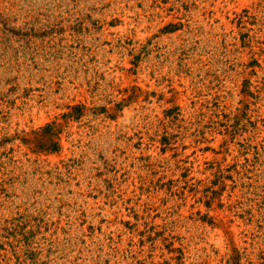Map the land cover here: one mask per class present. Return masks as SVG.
<instances>
[{
	"label": "rangeland",
	"instance_id": "1",
	"mask_svg": "<svg viewBox=\"0 0 264 264\" xmlns=\"http://www.w3.org/2000/svg\"><path fill=\"white\" fill-rule=\"evenodd\" d=\"M0 264H264V0H0Z\"/></svg>",
	"mask_w": 264,
	"mask_h": 264
},
{
	"label": "trees",
	"instance_id": "2",
	"mask_svg": "<svg viewBox=\"0 0 264 264\" xmlns=\"http://www.w3.org/2000/svg\"><path fill=\"white\" fill-rule=\"evenodd\" d=\"M59 127V123L51 122L46 124L41 128L43 135H46L47 138H40L41 140L37 142L38 145H43L49 147L48 149L51 151H56L58 149V145L56 142H53V137L57 134L55 130Z\"/></svg>",
	"mask_w": 264,
	"mask_h": 264
}]
</instances>
